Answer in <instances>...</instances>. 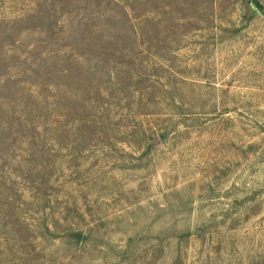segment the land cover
I'll return each mask as SVG.
<instances>
[{
  "label": "rangeland",
  "instance_id": "obj_1",
  "mask_svg": "<svg viewBox=\"0 0 264 264\" xmlns=\"http://www.w3.org/2000/svg\"><path fill=\"white\" fill-rule=\"evenodd\" d=\"M0 264H264V0H0Z\"/></svg>",
  "mask_w": 264,
  "mask_h": 264
}]
</instances>
